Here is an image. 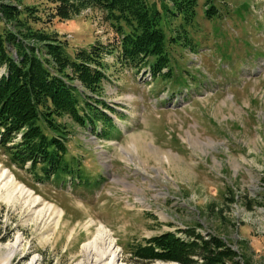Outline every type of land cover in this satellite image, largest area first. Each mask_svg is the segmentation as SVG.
<instances>
[{"label": "rangeland", "instance_id": "374dc122", "mask_svg": "<svg viewBox=\"0 0 264 264\" xmlns=\"http://www.w3.org/2000/svg\"><path fill=\"white\" fill-rule=\"evenodd\" d=\"M147 1L160 9L169 75L150 79L148 67L107 55L103 97L120 113L111 114L117 130L99 137L64 118L72 172L80 166L90 184L38 182L0 148V224L9 233L0 259L11 252L8 264H109L85 249L101 226L116 264H132L130 243L164 231L183 236L186 226L218 234L239 264H264V0H214L222 15L210 19L198 0L190 25L166 13V0ZM2 2L35 8L37 19L19 18L56 32L69 53L120 37L96 6L59 19L49 0ZM7 26L0 20L1 33Z\"/></svg>", "mask_w": 264, "mask_h": 264}, {"label": "trees", "instance_id": "16d2710c", "mask_svg": "<svg viewBox=\"0 0 264 264\" xmlns=\"http://www.w3.org/2000/svg\"><path fill=\"white\" fill-rule=\"evenodd\" d=\"M2 1L0 20L8 26L0 32V148L10 164L25 169L38 182L58 184L63 178L61 184L89 185L90 180L81 179L80 166L72 172L74 161L67 158L72 131L64 118L99 137L108 138L117 130L111 114L119 112L103 97L107 55L121 66L148 67L144 75H169L168 39L160 25V9H151L147 0H49L54 3L52 14L59 19L96 6L116 22L120 37L115 44L96 41L69 53L56 32L35 29L19 18L24 11L37 19L35 8L22 9ZM166 1L170 5L163 8L170 17L181 16L185 25L192 24L198 0ZM203 8L208 19L222 15L214 0H203ZM179 232L183 236L164 231L130 243L127 258L132 264L157 259L179 264H239L236 253L218 234L203 235L194 226L179 228ZM8 237L0 224V242Z\"/></svg>", "mask_w": 264, "mask_h": 264}, {"label": "bare ground", "instance_id": "6f19581e", "mask_svg": "<svg viewBox=\"0 0 264 264\" xmlns=\"http://www.w3.org/2000/svg\"><path fill=\"white\" fill-rule=\"evenodd\" d=\"M100 242H107V246L102 249ZM85 249L90 257L93 253H98L99 256L94 260L95 262L100 263V261L110 258L109 264H116L117 250H115V244L111 242L110 236L103 226L100 227L95 239L85 245ZM11 257L12 253L9 252L5 261L0 259V264H8Z\"/></svg>", "mask_w": 264, "mask_h": 264}]
</instances>
